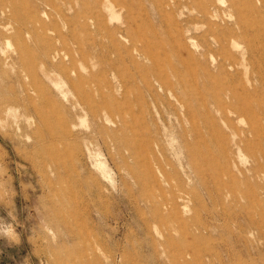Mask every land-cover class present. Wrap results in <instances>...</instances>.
Returning <instances> with one entry per match:
<instances>
[{"label": "rangeland", "instance_id": "1", "mask_svg": "<svg viewBox=\"0 0 264 264\" xmlns=\"http://www.w3.org/2000/svg\"><path fill=\"white\" fill-rule=\"evenodd\" d=\"M43 1L0 0V264H264V0Z\"/></svg>", "mask_w": 264, "mask_h": 264}, {"label": "bare ground", "instance_id": "2", "mask_svg": "<svg viewBox=\"0 0 264 264\" xmlns=\"http://www.w3.org/2000/svg\"><path fill=\"white\" fill-rule=\"evenodd\" d=\"M2 2H3V4H4V6H6L9 10H12L13 8H15L16 6H15V4L17 3V1H20V0H1ZM22 1V0H21ZM46 1L47 0H44L43 2H45L46 3ZM35 3H36V1H35ZM36 4H38V3H36ZM39 5V4H38ZM40 6V5H39ZM41 7H43V6H41ZM37 8V7H36ZM39 8V7H38ZM47 9H46V7H45V11H46ZM57 10V9H56ZM38 11H40V10H38ZM49 11V10H48ZM61 11H62V9H61ZM64 11V10H63ZM50 12H52L51 10H50ZM47 13V12H46ZM67 14V13H66ZM38 16V15H37ZM50 16V15H49ZM65 16H67V15H65ZM47 17V16H46ZM36 19V18H35ZM50 19V18H49ZM42 20V19H41ZM52 20V19H51ZM37 21H38V19H37ZM46 21V20H45ZM42 22H43V20H42ZM16 23H18V22H16ZM44 23V22H43ZM50 23H51V21H50ZM45 24V23H44ZM9 25H12V26H17L18 27V25L17 24H15V23H12V22H10L9 21ZM33 25V24H32ZM48 25V24H47ZM52 26H53V24H52ZM47 27H49V25L47 26ZM51 27V26H50ZM49 27V28H50ZM19 28V27H18ZM53 28V27H52ZM54 29V28H53ZM53 50V49H52ZM56 53V52H55ZM140 149V148H139ZM58 170V169H57Z\"/></svg>", "mask_w": 264, "mask_h": 264}]
</instances>
